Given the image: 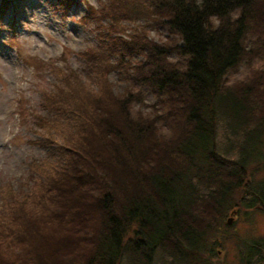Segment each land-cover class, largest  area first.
I'll list each match as a JSON object with an SVG mask.
<instances>
[{
    "label": "trees",
    "instance_id": "1",
    "mask_svg": "<svg viewBox=\"0 0 264 264\" xmlns=\"http://www.w3.org/2000/svg\"><path fill=\"white\" fill-rule=\"evenodd\" d=\"M71 1L54 3L64 10ZM128 8L169 37L118 34L112 64L102 65V51L81 54L93 69L121 64L127 84L113 92L97 78L95 89L72 87L46 102L52 117L39 119L62 114L67 143L46 137L54 160L33 184L35 214L26 201L7 202L0 264H41L57 247L83 251L76 264H153L157 251L173 264H214L227 211L264 210V176L255 177L264 169V0H131ZM247 50L256 67L231 83ZM143 89L153 97L147 112L136 108ZM235 253L240 264H264V236Z\"/></svg>",
    "mask_w": 264,
    "mask_h": 264
},
{
    "label": "rangeland",
    "instance_id": "2",
    "mask_svg": "<svg viewBox=\"0 0 264 264\" xmlns=\"http://www.w3.org/2000/svg\"><path fill=\"white\" fill-rule=\"evenodd\" d=\"M130 4L131 0L122 3L121 0H74L64 10L54 0H8L5 6L0 4V230L5 232L3 227L10 225L11 211L7 206L10 200L26 201V211L36 213L32 205L35 203L33 184L41 170L51 172L54 160L49 151L53 148L46 137H51L53 144L67 143L64 135L71 126H67L62 114L56 121L39 119L42 115L52 117L46 102L65 95L72 87L86 85L95 89L97 78H107L113 92L123 90L127 84V72L121 64L114 68L107 65V70L93 69L81 54L102 51L101 56L106 58L101 57L102 65L104 61L112 64L117 61V53L111 54L109 43L118 34L134 33L155 41L169 37L164 26L150 24L135 9L130 11ZM114 11L124 16L117 23L114 19L110 21ZM255 62V55L247 50L244 58L229 71L231 83L250 78ZM75 77L80 82H75ZM142 96L144 102L136 108L150 111L153 97L146 89L142 90ZM39 139L43 145L33 142ZM230 150L229 155L236 156L235 148ZM261 176L264 169L255 174ZM221 219L228 225L221 240L222 248L213 262L236 264V249L243 248L253 237L264 236V210L237 206ZM74 252L69 257L65 249L57 247L46 256V262L76 264L84 252L78 255ZM171 263L172 259L162 251L154 254L153 264Z\"/></svg>",
    "mask_w": 264,
    "mask_h": 264
},
{
    "label": "water",
    "instance_id": "3",
    "mask_svg": "<svg viewBox=\"0 0 264 264\" xmlns=\"http://www.w3.org/2000/svg\"><path fill=\"white\" fill-rule=\"evenodd\" d=\"M227 221H229V217L227 218Z\"/></svg>",
    "mask_w": 264,
    "mask_h": 264
}]
</instances>
